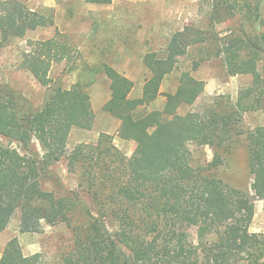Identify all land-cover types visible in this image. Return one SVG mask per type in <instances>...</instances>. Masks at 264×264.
<instances>
[{"label": "trees", "instance_id": "obj_1", "mask_svg": "<svg viewBox=\"0 0 264 264\" xmlns=\"http://www.w3.org/2000/svg\"><path fill=\"white\" fill-rule=\"evenodd\" d=\"M211 6V30L186 26L173 33L164 56L145 54L150 76L140 97L131 96L135 82L130 77L104 64L111 89L107 108L136 145L130 157L108 133L68 153L72 128L94 124L91 95L81 80L67 88L61 77L51 76L54 64L72 61L61 37L28 41L20 67L46 91L36 107L10 85L0 87V233L18 212L21 232L39 233L45 223L66 222L74 246L65 264H239L244 256L251 264H264V233L251 231L255 199L264 200V125L248 135L253 194L213 174L225 163L232 141L244 133V114L264 102V87H244L229 105L215 102L180 113L205 90V81L183 71L176 91L166 93L165 107L147 109L177 68V58L193 45L206 46L207 57L222 58L229 75H256L264 69V0H213ZM239 16L240 29L226 35L214 31L216 24ZM54 24L53 15L29 9L20 0H0V46ZM193 142L213 146L214 159L193 166ZM64 158L68 170L79 173L83 195L75 190L58 195L43 187L51 166ZM77 216L84 220L75 224ZM0 264H41V254L26 255L14 236Z\"/></svg>", "mask_w": 264, "mask_h": 264}, {"label": "rangeland", "instance_id": "obj_2", "mask_svg": "<svg viewBox=\"0 0 264 264\" xmlns=\"http://www.w3.org/2000/svg\"><path fill=\"white\" fill-rule=\"evenodd\" d=\"M29 9L53 15L55 24L29 31L23 38H15L0 46V87L10 85L25 95L36 107L45 96L46 87L34 76L20 67L28 41L48 39L54 35L61 37L70 46L71 62L54 64L51 76L62 78L69 88L81 80L91 95L94 124L91 129L73 127L67 144L71 153L83 142H97L101 133L111 135L114 144L127 157L132 156L135 142L122 134L120 120L107 108L111 96L110 80L103 72L104 64H110L135 82L131 94L138 98L142 94L145 80L150 76L143 58L150 51L160 56L166 54L168 42L178 30L186 26L204 31L213 27L210 22L213 0H106L103 3H88L85 0H20ZM264 14V12H263ZM240 16L216 24L214 31L220 35L230 34L242 25ZM206 46L193 45L188 52L177 58V68L169 74L161 87V94L147 107L148 110L163 109L166 93L175 92L183 71H190L196 78L205 81V90L195 105L181 108L180 113L204 110L215 102L229 105L235 103L244 87L259 85L264 87V69L256 75H229L222 58L207 57ZM68 62L73 70L68 72ZM264 125V102L258 109L244 114V133L237 136L229 146L225 163L213 170L229 185L253 194V176L249 162L248 135L255 127ZM34 147L43 153L38 140ZM190 161L193 166L205 165L214 159L215 148L207 144L190 143ZM68 160L53 164L51 175L42 180L43 187L62 195L65 190L80 192L79 173L68 170ZM255 216L251 231L264 233V200L255 199ZM84 220L77 216L74 223ZM109 227L115 229L111 220ZM195 237V229L192 230ZM17 236L26 255L41 254V264H65L64 257L74 246L73 229L66 222L55 225L45 223L39 233L20 231V214L16 213L9 227L0 234V259L8 241ZM239 264H251L244 256Z\"/></svg>", "mask_w": 264, "mask_h": 264}, {"label": "crops", "instance_id": "obj_3", "mask_svg": "<svg viewBox=\"0 0 264 264\" xmlns=\"http://www.w3.org/2000/svg\"><path fill=\"white\" fill-rule=\"evenodd\" d=\"M3 232H4V231H3ZM3 232H2V233H3ZM2 233H0V234H2Z\"/></svg>", "mask_w": 264, "mask_h": 264}]
</instances>
